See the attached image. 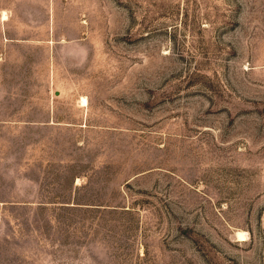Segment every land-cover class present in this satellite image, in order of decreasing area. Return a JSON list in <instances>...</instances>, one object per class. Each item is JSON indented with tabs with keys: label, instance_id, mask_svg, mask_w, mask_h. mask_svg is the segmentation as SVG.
Here are the masks:
<instances>
[{
	"label": "rangeland",
	"instance_id": "1",
	"mask_svg": "<svg viewBox=\"0 0 264 264\" xmlns=\"http://www.w3.org/2000/svg\"><path fill=\"white\" fill-rule=\"evenodd\" d=\"M0 264H264V0H0Z\"/></svg>",
	"mask_w": 264,
	"mask_h": 264
},
{
	"label": "bare ground",
	"instance_id": "2",
	"mask_svg": "<svg viewBox=\"0 0 264 264\" xmlns=\"http://www.w3.org/2000/svg\"><path fill=\"white\" fill-rule=\"evenodd\" d=\"M3 16H4V17H7V16H6V13H5V14H3ZM3 19H4V18H3ZM82 101H83V102H85V101H86V99H85V98H83V99H82ZM85 104H86V103H85ZM244 234H245V233H242L241 231H240V232H238V235H239V237H240L241 239H244V238H245V237H244Z\"/></svg>",
	"mask_w": 264,
	"mask_h": 264
},
{
	"label": "crops",
	"instance_id": "3",
	"mask_svg": "<svg viewBox=\"0 0 264 264\" xmlns=\"http://www.w3.org/2000/svg\"><path fill=\"white\" fill-rule=\"evenodd\" d=\"M3 18H4V19H3ZM2 19H3V20H6V19H7V17H4V16H3V17H2Z\"/></svg>",
	"mask_w": 264,
	"mask_h": 264
}]
</instances>
